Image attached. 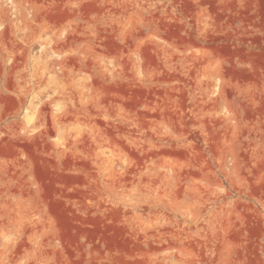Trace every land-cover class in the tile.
Masks as SVG:
<instances>
[{
    "label": "rangeland",
    "instance_id": "1",
    "mask_svg": "<svg viewBox=\"0 0 264 264\" xmlns=\"http://www.w3.org/2000/svg\"><path fill=\"white\" fill-rule=\"evenodd\" d=\"M0 264H264V0H0Z\"/></svg>",
    "mask_w": 264,
    "mask_h": 264
}]
</instances>
